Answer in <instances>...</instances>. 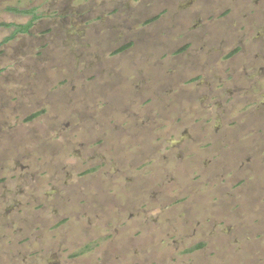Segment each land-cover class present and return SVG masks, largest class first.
Returning a JSON list of instances; mask_svg holds the SVG:
<instances>
[{"label":"rangeland","instance_id":"374dc122","mask_svg":"<svg viewBox=\"0 0 264 264\" xmlns=\"http://www.w3.org/2000/svg\"><path fill=\"white\" fill-rule=\"evenodd\" d=\"M215 1L0 0V22L28 20L8 7L40 16L0 47V264H264V223H253V197L239 186L244 166L207 151L264 94L255 59L264 0ZM235 25L248 33L243 51L227 59L237 35L216 57L218 26L227 38ZM9 33L0 28V41ZM171 71H182L179 82ZM190 91L206 100L188 112ZM186 142L194 143L187 157L203 150L207 179L188 173L192 157L178 162ZM214 161L228 167L212 170ZM262 164L247 169L246 182L263 188L264 203ZM217 184L229 193L221 209Z\"/></svg>","mask_w":264,"mask_h":264},{"label":"flooded vegetation","instance_id":"af4514ba","mask_svg":"<svg viewBox=\"0 0 264 264\" xmlns=\"http://www.w3.org/2000/svg\"><path fill=\"white\" fill-rule=\"evenodd\" d=\"M210 1L213 4L216 3L215 0H210ZM224 1L225 0H223L222 3H224ZM246 1H248L249 4H251L250 0H246ZM202 5H203V7H208L207 1L204 2V4H202ZM222 5H224V4H222ZM237 5H238V3H237ZM244 6H246V5H244ZM244 6H242V7L240 6L239 12L244 14L243 18L245 19V18H248L250 16V13L247 14V12H245ZM237 18H238L237 20L240 19L239 16H237ZM215 23L218 24L217 22H215ZM219 28H220V26H218V29L216 30V34H215L219 38L216 39V41H214L210 47V51L212 52V54H214L216 57L220 56L221 53H223L224 47H228L226 41L229 40V43H232L236 39L237 35H240V38L235 41V43H234L235 46H233V48L232 47H231V49L229 48V53L226 54L229 56L227 59H230L231 57H233L234 55H236L240 51H243V43L245 41V38H246V40L248 39V36H247L248 33L247 32L240 33L239 28H237V26L235 25L234 27H231V30H228V32L231 34L227 38H224L225 36L223 34L219 33ZM140 34L142 36V34H144L143 31ZM142 41L144 42L147 40L143 39ZM153 41L155 42V39H153ZM250 41H254V40L251 39ZM130 45L131 44L124 45L120 48V50H125L128 47H130ZM190 45H192V43H187V46H185L184 48H181L178 52L179 53L184 52L185 50H187L190 47ZM203 48H204V46L201 47V49H203ZM259 48H260L259 50L257 49L258 54L255 55V57H256L255 59L260 60L264 64V59L261 58V56H260V54L263 53V51H264V44L260 45ZM207 53L210 54L209 52H207ZM203 54H204L205 58L208 56L205 53H203ZM261 71H262V69H260V68L257 69L255 71L256 73L253 74L252 76H250V78L258 76V74H260ZM181 72L182 71H171L169 76L172 77V80H170V82H172V81H173V83L179 82L180 81L179 76H183V73H181ZM243 72H245V71L238 70V73H237L238 77H242V76L247 77L246 72L244 75H242ZM263 73H264V71H263ZM263 77H264V75H263ZM167 79H168V77L167 78L164 77L163 74H162V76L160 75V80L162 83L169 81ZM217 80H219V78ZM157 81H159V78L157 79ZM184 81H185V83L190 82L191 78L188 81H186V80H184ZM170 82H168V83H170ZM193 82L194 81H191V83H193ZM171 85H172V83H171ZM192 93H193V91H190L188 95L185 94V96H183V104L186 103L189 105V107H187L188 112L191 111V109H190L191 105H193L195 102L199 105H202L203 101L206 100V99H197L196 97L194 98ZM174 95L175 96L171 97V98H180L179 96H176V94H174ZM262 96H264V94ZM262 96L259 97V100L257 101V103L251 102V103L246 104L245 106L242 105L241 109L238 110L237 115L236 116L234 115V118H231L232 122H231V124H229L227 126V132L225 133L226 136L224 135L225 137L222 138L218 134L219 135L218 138H216L212 142H209L211 145L209 146L210 149L207 150L209 153L214 152V155L218 153L220 156H222V160L224 161L225 164L228 162L240 161V167L244 166L245 178L241 180L239 186L242 189L246 190L245 194H248L250 196L252 195V197H253L252 199H250V201L248 199L246 201V205H247V203L252 201V205L248 208V212L254 213V215H255L253 223H264V210H263L264 209V203H263L262 197H261L263 194V188L262 187H260L258 189H256L255 187L248 188V182H246V180L249 178V173H246L247 169H249L250 167L256 166V165H259L262 167L263 166L262 163L264 162V159L262 161L261 156H260L261 152H264V149H263V146H264V102L261 101ZM197 108H201V107H197ZM35 114H36V116L39 115V113H34L33 115H35ZM33 115H31V116H33ZM36 116H34V117H36ZM34 117H32V118H34ZM31 119H29V120H31ZM215 134H217V133H214L213 135L215 136ZM251 140L256 141L255 145H253L251 143ZM190 141H192V140L190 139ZM197 142L199 143V141H197ZM193 144L194 143L186 142L182 147V151L178 150V152L183 153V155H177L176 157L179 159L178 162H180L181 160H183L185 158H191L192 157L196 161L192 163V168L188 171V173L191 174L194 171L197 174L201 175L202 178L207 179L211 173V171L208 172L209 167L204 169L199 164V160H200L199 158L201 156V155H199V152H203V150H201V149L197 150V152H195L196 155H191L188 157L185 156L187 154L186 152H188V150L191 148V146ZM176 145H180V143H178ZM205 146H208V145H205ZM214 147H215V149H214ZM169 152H171V151H169ZM204 153H207L206 150H204ZM219 155H217V157H219ZM211 156L213 159L212 154H211ZM212 163H213V166H212L213 169L212 170H214V169L215 170L216 169L223 170L224 168L221 167L223 165L226 168L228 167V165L219 164L220 163L219 161H217V162L214 161ZM238 169H239V167H238ZM184 173H186V171H184ZM251 176L252 175L250 174V177ZM256 176H254V178ZM189 177H190V175H189ZM185 179H187V178L185 177ZM138 185L139 184H137V186ZM133 188H134L133 185H131L123 193V194H126L127 200L129 199L128 196L131 195V193L133 192ZM213 188H214V189H212L213 192H216L218 194V198H220L218 205H219V208L221 209L224 205L223 201L221 199L222 198L224 199L225 198L224 196H228L229 193L226 195L222 194L223 188H220L218 186V184L216 185V187H213ZM128 190L130 192H127ZM201 191H205V193H206V195H205L206 196V206H205V208H203V213H205L209 209V206H210L207 202V199H208V196H211V194L209 192L211 190L208 191L207 188L206 189L203 188V190H200L199 192H201ZM191 193L195 194L193 192H191ZM191 193L188 195V197L191 195ZM205 193H201L200 196H202ZM195 195H197V194H195ZM109 199L104 200V201L110 202ZM126 199H124V200L126 201ZM187 199H188V208L191 209L194 213L195 209H193L189 205V200H192L194 202H195V200L192 197H190V199L189 198H187ZM191 204H193V203H191ZM255 204L259 205L261 207V209L258 210L256 208ZM240 208H242L241 205H240ZM193 213H191V214L193 215ZM231 217H232V214L229 216V219ZM215 238H216V236H215ZM205 246H206V243L201 241V242L197 243L196 245H194L193 247H191L190 249L186 250L185 254H187V253L190 254L194 251L202 250ZM87 248H89V247L86 246V248L84 250H86ZM236 250L238 251V249H236ZM81 252L82 251H80L79 253H76V254H81ZM210 257H211V259L214 260L220 256L213 253ZM239 261H240V259L237 262L239 264H241ZM231 262L234 263L233 260Z\"/></svg>","mask_w":264,"mask_h":264},{"label":"trees","instance_id":"16d2710c","mask_svg":"<svg viewBox=\"0 0 264 264\" xmlns=\"http://www.w3.org/2000/svg\"><path fill=\"white\" fill-rule=\"evenodd\" d=\"M6 12H10L15 15H19L22 17H28V20L23 24H15V23H7V22H0V28L10 30L8 36L4 37L0 41V47L9 41L13 40L15 37L19 35L28 34L29 31L34 27L35 23L40 20V16L36 13V8H24L19 9L16 7H8L5 9ZM36 116L33 115L30 118Z\"/></svg>","mask_w":264,"mask_h":264}]
</instances>
